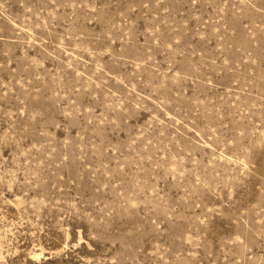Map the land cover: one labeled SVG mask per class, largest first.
<instances>
[{"label":"rangeland","instance_id":"rangeland-1","mask_svg":"<svg viewBox=\"0 0 264 264\" xmlns=\"http://www.w3.org/2000/svg\"><path fill=\"white\" fill-rule=\"evenodd\" d=\"M0 264H264V0H0Z\"/></svg>","mask_w":264,"mask_h":264}]
</instances>
